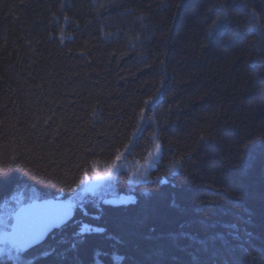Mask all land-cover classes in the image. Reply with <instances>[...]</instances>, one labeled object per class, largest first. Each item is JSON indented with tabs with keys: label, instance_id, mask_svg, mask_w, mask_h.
<instances>
[{
	"label": "trees",
	"instance_id": "obj_1",
	"mask_svg": "<svg viewBox=\"0 0 264 264\" xmlns=\"http://www.w3.org/2000/svg\"><path fill=\"white\" fill-rule=\"evenodd\" d=\"M252 13L264 26V0H0V203L18 187L67 195L129 146L133 161L162 149L153 182L120 175L116 192L134 203L85 202L25 264H192L199 246L178 234L230 224L240 239L227 236L231 252L217 241L222 255L264 264V33L249 31ZM82 223L104 231L74 237Z\"/></svg>",
	"mask_w": 264,
	"mask_h": 264
},
{
	"label": "snow or ice",
	"instance_id": "obj_2",
	"mask_svg": "<svg viewBox=\"0 0 264 264\" xmlns=\"http://www.w3.org/2000/svg\"><path fill=\"white\" fill-rule=\"evenodd\" d=\"M252 19L249 21V31L250 32H261L264 33V26H261L257 21V18L254 13L251 14ZM221 26H217L214 28L210 33L209 37L212 38L213 36L219 34V29ZM159 144L156 145L157 155H159ZM120 157L117 156V160ZM115 167V165H113ZM177 167L176 164L173 165V169ZM111 175V172H107L104 174L97 173L95 178L96 179H105ZM6 179V176H0V190L3 189V181ZM85 183L84 180L81 181V184ZM19 203V201L17 202ZM39 205L35 204V200L33 199L32 204L23 205L21 204L20 207L13 211L12 215L15 218V225H13L14 231H17L21 234L22 241L18 244H14L12 246L13 252L15 255H9V259L20 260V253L25 251L26 248H30L32 246L33 240H39V237L43 235V233L49 228L52 223H55L59 226V221L63 220V218L67 215V211L61 210L55 213H39L37 209H39ZM230 231L227 233L217 232L213 235L205 238H199L193 233L189 232H181L178 234V238L186 239L192 245L199 246L197 249H194L190 255L192 258V264H204L201 260L199 253L203 252L208 254L209 261L211 264H217V261H220L221 264H238L235 260L229 262L221 252V249L216 247V242H221V246L225 251L231 252L232 245L230 241L227 239V236H231L232 240H239L240 239V230L237 225L230 224L227 225ZM89 231L94 230L95 232H103L104 229L102 227H96L94 229L91 226L88 227ZM75 236H79L80 233H74ZM250 235V234H248ZM177 238V237H174ZM65 241H61L64 243ZM79 241L74 240L68 249H65L63 252H60L58 255L61 258H64L68 251H73L77 247V243ZM56 254V249L52 248L49 251L42 253L43 256L53 255ZM37 257H33V261Z\"/></svg>",
	"mask_w": 264,
	"mask_h": 264
},
{
	"label": "rangeland",
	"instance_id": "obj_3",
	"mask_svg": "<svg viewBox=\"0 0 264 264\" xmlns=\"http://www.w3.org/2000/svg\"><path fill=\"white\" fill-rule=\"evenodd\" d=\"M156 144V143H154ZM157 154V152H156ZM155 155V153L153 154ZM125 155L120 154V159L112 163L111 165H95L91 166L90 171L85 174V183L82 185V195H77L78 197L75 199H70L76 206H81L86 202V197H90L95 199L96 202L105 201L110 205H126L130 203H134L135 197L129 195H119L116 192L111 191V195L109 197H105L104 191L105 188L111 187L116 182V178L120 173H126L129 180L133 184H138L143 182L147 178V170L150 168L151 164H153L154 160L157 161V158L160 157L151 156L146 161H149L150 164L141 165L139 162L128 163V159L124 158ZM158 159V161H159ZM145 161V162H146ZM157 161V162H158ZM155 162V164L157 163ZM155 164L153 166H155ZM115 165V167H113ZM107 172H111V175L105 179H96L95 176L97 173L104 174ZM18 193L14 196L8 204H3L0 206V259L2 260H10L9 255H15L13 252L12 244L10 243H1V239L9 232L12 220L13 211L17 210L18 206L22 203L33 201V199H37L38 195L35 190L30 187H21L18 189ZM19 201V203H17ZM89 232L88 229H86ZM20 260L11 259V261L15 262L14 264H25L23 259V252L20 254Z\"/></svg>",
	"mask_w": 264,
	"mask_h": 264
},
{
	"label": "bare ground",
	"instance_id": "obj_4",
	"mask_svg": "<svg viewBox=\"0 0 264 264\" xmlns=\"http://www.w3.org/2000/svg\"><path fill=\"white\" fill-rule=\"evenodd\" d=\"M151 104L149 103V106H150ZM144 114V113H143ZM145 118H144V115H143V118H142V120H141V126L143 127L144 125H145ZM155 143L156 144H154V147H153V149H151V151H148L143 157H138V159L137 160H131L130 159V153H132L133 151H132V147L131 146H129V147H127L121 154L122 155H125L124 156V158H127L128 159V163H132V162H139V163H142L141 165H149L150 164V162L149 161H146L149 157H151V156H156V157H160V159H161V157H162V149H161V146H160V144L158 143V141H156L155 140ZM157 144H159V155H157L156 154V152H157V149H156V145ZM155 153V155H153ZM158 159L159 158H157V161H158ZM160 159H159V161H160ZM116 161V160H115ZM114 161V162H115ZM146 161V162H145ZM156 160H154V162H153V164H151V166H150V168L147 170V178H146V180L145 181H143V182H140V183H138V184H133V183H131V181L129 180V178H128V180H129V184L130 185H143V184H146V183H151V182H153L154 181V178H155V167H156V165L159 163V161L157 162ZM113 162V163H114ZM155 162H157L156 164H155ZM112 164V163H111ZM110 164V165H111ZM155 164V166H153ZM93 166H95V165H93ZM90 171V169H84V171H82V173H81V175H79L80 177H79V179L77 180V182L72 186V188L69 190V192H67L68 194L66 195V194H53V195H49L48 196V198H37V199H35V201H37V200H49V199H52V200H55V201H58V200H66V201H69V202H71L73 205H74V210H75V214H74V216H73V218H72V220L71 221H73L74 219H75V216H76V214H77V211L80 209V210H83V212H84V214H86V211H85V204L83 203L81 206H76L70 199H75V198H77L78 196L77 195H82L83 194V192H82V184H81V181L82 180H84L85 179V174H87L88 172ZM122 173H120L118 176H117V178H116V182L113 184V186H112V189H111V187H107V188H105V191H104V196L107 198V197H109L110 195H111V191L112 192H116V189H117V186L120 184V180H118L119 179V177H120V175H121ZM123 174H124V172H123ZM126 174V173H125ZM127 175V174H126ZM128 177V176H127ZM129 185V186H130ZM21 187H18V188H16L17 190H15L12 194L11 193H9L8 195H6V197H5V195H4V197H3V199H2V201H1V203H0V206L1 205H3V204H8L9 203V201H11V199L14 197V196H16V194L18 193V189H20ZM117 193V192H116ZM11 194V195H10ZM37 195H38V193H37ZM39 196V195H38ZM86 202L88 201V202H90V203H93V202H96L95 201V199H92V198H90L89 196L88 197H86ZM33 201H29V202H25V203H22L23 205H26V204H30V203H32ZM99 202H101V203H103V204H107V202H105V201H99ZM135 202V201H134ZM110 205V204H109ZM127 205V204H126ZM114 206H116V205H114ZM117 206H121V205H117ZM20 207V205L18 206V208ZM17 208V209H18ZM12 217V220H11V225H12V221H13V215L11 216ZM69 224V223H68ZM67 224V225H68ZM66 226V225H65ZM65 226H62L61 228H58V229H53L52 231H51V233L49 234V236H48V238L50 237V236H52L53 234H55V233H58V232H60ZM88 224H85V223H82V224H80L79 225V228H77V233L79 232V233H85V232H87L86 231V229H88ZM10 228H11V226H10ZM9 232H10V230H9ZM8 232V233H9ZM7 233V234H8ZM47 238V239H48ZM2 240H3V238L1 239V243H8V242H2ZM47 241V240H46ZM46 241H44L41 245H39V246H42L43 244H45L46 243ZM38 246V247H39Z\"/></svg>",
	"mask_w": 264,
	"mask_h": 264
},
{
	"label": "water",
	"instance_id": "obj_5",
	"mask_svg": "<svg viewBox=\"0 0 264 264\" xmlns=\"http://www.w3.org/2000/svg\"><path fill=\"white\" fill-rule=\"evenodd\" d=\"M35 204L40 206L39 209H37V212L39 213H55L57 211L65 210L67 211V215L63 218V220L59 221V226H57L55 223H52L49 226V228L43 233V235L39 237V240H33L32 246L30 248H26L25 251L23 252H28L38 247L39 245H41L44 241L47 240L49 234L51 233L53 229L61 228L62 226H65L68 223H70L75 214L74 205L71 202L66 201V200L55 201V200L49 199V200L35 201ZM15 223L16 221L13 216V221H12V225L10 228V232L3 237L2 242H8L14 245L22 241L21 234L17 231H14L13 229V225H15Z\"/></svg>",
	"mask_w": 264,
	"mask_h": 264
}]
</instances>
